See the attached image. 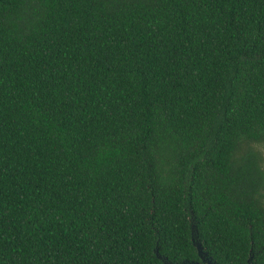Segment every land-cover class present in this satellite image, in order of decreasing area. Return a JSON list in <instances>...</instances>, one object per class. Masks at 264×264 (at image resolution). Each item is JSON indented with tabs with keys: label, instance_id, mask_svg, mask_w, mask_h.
Returning <instances> with one entry per match:
<instances>
[{
	"label": "trees",
	"instance_id": "trees-1",
	"mask_svg": "<svg viewBox=\"0 0 264 264\" xmlns=\"http://www.w3.org/2000/svg\"><path fill=\"white\" fill-rule=\"evenodd\" d=\"M264 0H0V264H264Z\"/></svg>",
	"mask_w": 264,
	"mask_h": 264
},
{
	"label": "water",
	"instance_id": "water-1",
	"mask_svg": "<svg viewBox=\"0 0 264 264\" xmlns=\"http://www.w3.org/2000/svg\"><path fill=\"white\" fill-rule=\"evenodd\" d=\"M192 244L195 246V248H196V251H197V254H198V256H199V258H200V260L202 261V260H204L205 258L202 256V254H201V247H200V245L198 244V243H196L194 240H192ZM203 262V261H202ZM197 264H202L201 262L200 263H197ZM205 264H212L211 263V261H209L208 259H205Z\"/></svg>",
	"mask_w": 264,
	"mask_h": 264
},
{
	"label": "rangeland",
	"instance_id": "rangeland-1",
	"mask_svg": "<svg viewBox=\"0 0 264 264\" xmlns=\"http://www.w3.org/2000/svg\"><path fill=\"white\" fill-rule=\"evenodd\" d=\"M262 152H263V155H264V149L262 150ZM202 261H203V262H202ZM202 261H201V263H202V264H205V259L202 260Z\"/></svg>",
	"mask_w": 264,
	"mask_h": 264
}]
</instances>
